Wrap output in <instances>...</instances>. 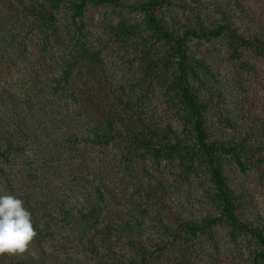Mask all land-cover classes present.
<instances>
[{
	"label": "rangeland",
	"instance_id": "rangeland-1",
	"mask_svg": "<svg viewBox=\"0 0 264 264\" xmlns=\"http://www.w3.org/2000/svg\"><path fill=\"white\" fill-rule=\"evenodd\" d=\"M143 1L85 0L74 18H67L74 13L71 5L58 16L64 41L76 34V21L81 27L78 41L71 43L81 54L71 77L79 82L83 116L105 123L109 113L114 129L122 123L144 128L160 143L155 144L157 156L144 148L131 151L126 171L120 150L111 147L107 156L112 170L92 179L93 219L130 225V237L140 241H163L150 264H254L257 240L219 217L208 173L194 153L176 149L178 142L194 141L191 117L176 90L175 48L146 21ZM154 12L178 36L223 25L244 39L264 34V0H167ZM184 47L187 85L200 104L208 140L236 145L241 167L235 175L252 181L237 190L238 216L264 234V43L257 48L224 30L207 38L188 36ZM0 67L1 81L10 79L12 69ZM31 157L29 151L23 154L24 171L17 173L22 166L15 160V181L30 175ZM222 158L228 175H234L228 164L232 158ZM3 178L0 174V195H14ZM212 219L216 221L196 235L182 231L185 224Z\"/></svg>",
	"mask_w": 264,
	"mask_h": 264
},
{
	"label": "trees",
	"instance_id": "trees-1",
	"mask_svg": "<svg viewBox=\"0 0 264 264\" xmlns=\"http://www.w3.org/2000/svg\"><path fill=\"white\" fill-rule=\"evenodd\" d=\"M166 2L145 0L140 9L146 21L175 48L174 81L180 99L189 109L194 140L178 142L176 149L181 148L184 154L190 150L197 157L220 203L219 217L257 240L260 250L254 264H261L263 229L240 220L237 213L241 203L237 190L245 189L252 181L235 175L241 167L236 145L208 140L200 104L187 85L184 46L188 36L207 38L225 30L235 40L252 42L259 48L264 34L244 39L229 25H223L178 36L155 15L154 10ZM70 5L74 13L67 18L71 19L84 7L85 0H0V66L12 69L10 79L0 78V174L9 193L24 201L38 233L28 252L0 256V264H150L164 242L132 238L134 227L127 224L94 221L90 193L94 191L92 179L101 176L103 170H112L107 156L111 147L120 150L126 171L131 151L144 148L157 156L155 144H160L159 139L127 123L114 129L115 119L112 121L109 113L104 115L109 119L105 123L92 120L89 114L83 116L79 82L71 77L72 67L81 57L78 47L71 43L78 41L81 27L75 20L76 34L68 35L66 41L58 30V16ZM13 65L19 72L18 79L13 77ZM1 71L0 67V75ZM26 151L32 156L30 175L18 174L15 181L11 170L18 159L22 170L16 168L15 172L24 171L25 163L20 158ZM223 154L232 158L228 164L234 175H228ZM16 189L19 191L14 193ZM214 221L189 223L181 228L187 235H196Z\"/></svg>",
	"mask_w": 264,
	"mask_h": 264
},
{
	"label": "clouds",
	"instance_id": "clouds-1",
	"mask_svg": "<svg viewBox=\"0 0 264 264\" xmlns=\"http://www.w3.org/2000/svg\"><path fill=\"white\" fill-rule=\"evenodd\" d=\"M31 212L15 195H0V256H21L37 237Z\"/></svg>",
	"mask_w": 264,
	"mask_h": 264
}]
</instances>
